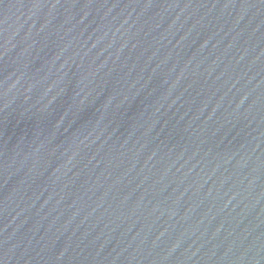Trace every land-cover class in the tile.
<instances>
[{"label":"water","instance_id":"95a60500","mask_svg":"<svg viewBox=\"0 0 264 264\" xmlns=\"http://www.w3.org/2000/svg\"><path fill=\"white\" fill-rule=\"evenodd\" d=\"M0 264H264V0H0Z\"/></svg>","mask_w":264,"mask_h":264}]
</instances>
